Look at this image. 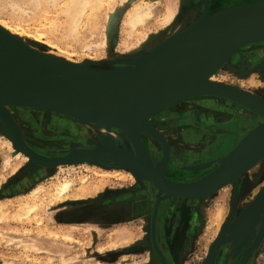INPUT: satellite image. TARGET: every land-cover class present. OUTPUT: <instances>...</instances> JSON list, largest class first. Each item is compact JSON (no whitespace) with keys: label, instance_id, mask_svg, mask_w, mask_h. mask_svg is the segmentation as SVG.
<instances>
[{"label":"water","instance_id":"1","mask_svg":"<svg viewBox=\"0 0 264 264\" xmlns=\"http://www.w3.org/2000/svg\"><path fill=\"white\" fill-rule=\"evenodd\" d=\"M199 18L188 22L179 36L164 40L150 52L140 50L126 57L118 56L105 67L100 65L103 61H88L96 69L64 68L44 62L26 44L17 42L6 31L0 32L7 37L6 43H0V98L34 102L42 106L39 108L42 112L76 121L87 117L109 120V128L119 132L123 140L120 142L112 135L103 134L101 146L73 149L64 156H45L26 144L11 113L2 107L0 131L13 142L14 148L29 157L31 169H44L46 175L57 165L86 161L104 167H124L136 178L152 182L158 188L159 196L151 236L161 262L165 257L158 247L155 226L161 201L169 204L173 199H203L229 184L239 183L240 178L257 163L264 164V121L254 123L227 155L217 156L229 137L239 131L240 122L235 120L234 125L222 129L223 132H218L215 126L205 128V132L216 137L212 142H204L200 160H192L194 162L183 170L206 171L216 165L215 168L201 178L185 182L165 176L169 147L147 123L152 116L185 98L213 96L243 107L252 114L253 121L257 116L264 118L263 98L233 86L208 83L205 79L198 84L194 79V73H203L207 77L221 68L242 46L251 43L264 30V0L222 12L210 20L205 15L203 18L208 22L203 24L198 23ZM195 58L189 74L186 71ZM142 133L157 139L164 150L162 159L156 164L140 138ZM26 178L31 176L26 174ZM263 199L264 188L233 222H226L221 227L205 264H216L222 244H232L231 257L241 254L237 264L249 262L264 239V211L258 212ZM77 202L84 201L69 203ZM248 242L250 244L245 249Z\"/></svg>","mask_w":264,"mask_h":264},{"label":"rangeland","instance_id":"2","mask_svg":"<svg viewBox=\"0 0 264 264\" xmlns=\"http://www.w3.org/2000/svg\"><path fill=\"white\" fill-rule=\"evenodd\" d=\"M120 1L109 0L105 4L104 9H101L98 17L95 19L94 33L90 34L89 32L87 36L69 47L64 46L62 43H59L60 45L56 43L58 49L60 48L61 52L75 59L77 58L76 60L79 59V61H83L90 56L94 60L96 59L95 61H98L101 58L110 59V57L116 58L119 55L126 57L129 54L135 53L125 51L121 45L124 38V24L122 23L127 11L140 0H126L123 3H120ZM174 1L177 2V8H179L178 6L181 7V18L186 19L184 8L189 0ZM170 3L169 0H159V2H156L157 12L164 14L166 7ZM193 15L197 16L196 14ZM47 25L46 20H41L36 23L31 22L29 26L26 24L22 29L25 32L32 31L36 33L37 30L50 26ZM102 27L105 29H102ZM156 27L155 19H152L147 24L149 32L158 30ZM112 30L114 31L113 34H111ZM105 32L111 34L110 39L111 37L115 39L114 42H110L108 49L104 50L102 47H93L91 50H87L85 48L86 44L92 43L93 45H91L94 46V43H100L101 39L103 40L104 38ZM91 35L92 38L90 40L89 37ZM33 41L36 42V40ZM78 47H82V49ZM228 62L217 71L214 78L237 86L244 91L247 89L246 91H251L264 99V67L261 70L251 72L249 75L238 76L234 73L232 67L228 65ZM15 110L16 107L9 110L13 119L15 117L16 120H20L22 126L24 125L26 128V123L23 122L19 113H16ZM25 112L26 114L33 115L35 118L36 115H46L48 117L45 119L46 121L52 115L46 112L39 113L28 110ZM237 114L242 120L241 124L246 120L245 122L249 121L248 125L253 127V124L256 123L251 120L252 114L242 107H239V113ZM231 116L233 115L231 114ZM73 121L75 122L76 120ZM210 124L215 126L213 123ZM17 127L19 128L18 125ZM218 131L223 132L222 129H218ZM29 136L33 135L29 134ZM197 136L198 138L195 141H198V145L202 142H207L210 138V134L205 131L202 135L198 134ZM93 137H95L94 134ZM32 138L30 142L34 147L43 152L47 151L46 147L51 142H47L41 138ZM168 138L170 142L177 140V137L173 135H168ZM7 140L9 138L7 139V136L0 131V264H205L210 253V248L218 238L223 223L233 222L238 215L237 213L242 203L249 198L251 199L264 184V164L259 162L248 170L249 173L247 171L240 178L239 183L229 184L214 195L199 200L173 199L169 202L171 204L179 200V202H187V204L197 203L198 222L196 228H192L195 231L194 235L187 236V241L182 242L178 250L172 248L171 240L167 241L168 247L167 245L165 246L170 252L169 257H171V260L168 261L165 249L158 243V247L165 257L164 261L161 262L153 244L151 236L152 228L149 223L148 214H137L134 212L137 209L135 201L138 199L139 190H141L137 184L148 182L153 185L152 182L136 177L134 180L123 177L122 174L126 171L124 167L114 165L104 167L94 163L82 162L57 165L50 174L46 175L44 173L43 176H38L35 179L37 182L33 185L17 188L16 186L19 182L16 183V181L26 178L22 177V175H25L27 168H30L31 165L30 161H23V159L16 156L17 149L11 150ZM57 144L61 146L64 142L63 140H58ZM72 150L70 148L64 151V155ZM43 155L48 156L47 154ZM7 159H10L11 164H7ZM192 160L195 161L196 157H193ZM19 163L18 171L14 172L13 168ZM102 169L109 170L112 173L107 178L97 176L95 171ZM251 175H255L257 179L250 181L249 177ZM85 176L92 182L91 189H89L92 193L87 195L89 198L74 200L84 202L70 204L69 202L72 200L69 199L64 202H58V204H51L49 203V198L43 199L42 197L43 200L39 202L40 207L38 211L31 212L28 208H25L29 196L37 191L40 186L50 187L52 182L62 179H73L75 187L69 193L70 198H73L75 190L82 186V179ZM245 181H248L249 185L243 191ZM153 187L158 199L159 190L156 186ZM20 199L24 201L25 205L24 203H18ZM232 207L233 210L231 211ZM228 217L230 218L229 220ZM219 224H221L220 227ZM172 230L173 228L170 229V232ZM227 247H230V245L222 244L219 252ZM240 256L241 254L231 257L230 247L228 257L218 261V264H237ZM251 258L247 264H264V239Z\"/></svg>","mask_w":264,"mask_h":264},{"label":"bare ground","instance_id":"3","mask_svg":"<svg viewBox=\"0 0 264 264\" xmlns=\"http://www.w3.org/2000/svg\"><path fill=\"white\" fill-rule=\"evenodd\" d=\"M125 1L126 0H121L120 3H123ZM260 1H263V0H256V1H253L251 3H256V2H260ZM108 2H109V0H0V32L3 34L2 30L6 31L11 36L15 37L17 42H20L21 44H26L28 47L31 48V50L35 53V55L40 60H42L44 62L55 63V64H58L60 66H63L64 68H73L75 66H78V67H81L82 69H88V67L94 69L95 66H93V64L90 65L88 62V61H95L96 60V59L94 60V58L92 56H90L89 58L85 57L86 59H84L83 61H79V59L76 60L77 58L75 59L74 57H72L70 55H66L63 52H61L59 50L60 48L58 49V46H56L57 45L56 43H58V44L62 43L64 46L69 47V46H72L75 42H77V41L81 40L82 38H84L85 36H87L89 32H90V34L94 33L95 24H96L95 19L98 17L101 9H104L103 7ZM156 2H159V0H140L139 2L133 4L131 9H129L127 11L126 17L122 23V24H124V36H123L124 38H123L121 45L125 51L140 52V50H141V51L146 52V53L150 52L151 50H153L156 46H158V44H160L164 40L171 38V37L176 38L177 36H179L180 33H182L183 30L185 28H187L188 22H192L198 16L200 17L198 19V23L203 24V23L208 22V21L205 22L206 18H203L205 15L208 16L207 19L210 20L213 17L217 16L218 14H221L222 12H225V11L237 8V7H241V6H244L247 4H251L249 2L247 4L234 5V3L230 2L229 0H212V1L211 0H207V1L204 0L203 2H206V4L202 3L201 5L193 6L191 9H188L184 13L186 18H187L185 21V19H182L180 16V10H181L180 8L181 7L178 6L179 8H177V2L174 1L175 2L174 3L173 0H169V2H171V3L166 7L164 14H160L159 12H157ZM109 6H110V4H109ZM112 9H114V8H112ZM107 14H108V12H107ZM193 14H196L197 16H195ZM201 14H203V15L201 16ZM107 18H108V15H107ZM152 19H155L156 25H157L156 29H158V30H156L154 32H149L147 30V24ZM41 20H46L48 23L47 26H49V25L50 26L48 28H42L40 30H37L36 33L32 32L30 30H29L30 32H25L22 29V28H24L23 26L26 24H27V26H29L31 22L36 23V22L41 21ZM105 21L107 22L106 19H105ZM98 24H99V22H98ZM104 27H102V29ZM113 32L114 31L112 30L111 34H113ZM1 33H0V43H6L7 37L3 36ZM111 34L105 32V34L103 35L104 38H103V40L101 39L100 43H98V44L94 43V46H92L93 45L92 43H91L92 45L86 44V46L84 44V46L87 50H91L93 47H102V48H104V50H106L109 48L110 42L115 41V39H113V37H111V39H110ZM26 37H28L32 40H36V42H34V41L32 42V40H29ZM89 38L91 40L92 35ZM255 43L264 44V30L259 32L258 36L254 40H252L251 43H248V44L242 46L241 48H246V47H248L252 44H255ZM78 48H80V47H78ZM207 48H205L200 54H203V52ZM80 49H82V47ZM69 53H71V52H69ZM72 53H74V52H72ZM123 54H124V52H123ZM200 54L197 57H200ZM72 55H74V54H72ZM119 56H121V55H119ZM133 56L134 55H130L129 57H133ZM112 59H114V57L113 58L110 57V59L101 58V60L98 59V61H95V62L103 61L100 63V65H101V67H105L106 65L109 64L108 62ZM195 60H196V58L191 62L190 66L188 67V69L186 71L187 73L189 71V74H191V70H192L191 66ZM97 68H98V65H97ZM219 69H221V68H217L213 73L209 74L207 77H204L203 73H200V74L194 73V79L198 84H201L205 79V81H207L208 83H217L218 82V83H221L224 85L233 86L237 89H241V88L234 86L232 84H228L225 81L216 80L214 78V76ZM241 90H243V89H241ZM246 90L247 89H245V91ZM247 92L251 95H256L255 93H253L251 91L250 92L247 91ZM197 97L203 98V96H197ZM0 107L5 108L7 110H10V109L16 107L15 112L19 113V115L24 113L27 110L28 111H35V112H39V113L42 112L39 109V108H42V106H39L34 102L12 101V100H6L3 98H0ZM239 107H241V106H238L237 109ZM52 115H57V114H52ZM28 116H29V114H28ZM28 116H26V117H28ZM58 116H60V115H58ZM228 116H229V114L227 116L224 114V116L218 120H220V122H223L227 119ZM20 117H22V116H20ZM230 117L232 118L231 115H230ZM22 118H24V117H22ZM89 118H91V117H87L86 119H82V121H80V120L75 121L74 123L78 124L79 126L88 128L91 132H93L95 137H89V136L87 137L85 135L76 134L77 139L71 143L72 149H90L91 147L101 146L100 141H101V135L102 134L112 135L116 140H118L120 142L123 140L122 137L120 136L119 132L111 130L109 128V124H111V121L106 120V119H99V118H91V119H89ZM256 118H259V119H255V122H263L264 121L263 117L257 116ZM67 119H69V118H67ZM70 120H68V121H70ZM245 121H243L242 125L245 126V128H248V130H249L251 128L248 125L249 121L248 122H245ZM140 138H141L144 146L146 147V145L142 139V136H140ZM7 143H8L9 148L11 150H13V149L16 150V148H14V146H13V142L10 139L7 140ZM146 149H147V147H146ZM168 150H169L168 153L169 152L171 153V151H170L171 149L168 148ZM16 156L18 158L23 159V161H27V160L30 161L29 157L26 154H24L23 152H21L20 150H16ZM6 162H7V164H11L10 159H7ZM84 162H86V161H84ZM80 163H82V162H80ZM19 165H20V163L15 165V167L13 168L14 172L18 171ZM187 166H189V165H186L185 168ZM51 170H52V168H51ZM95 172H96L97 176H100L103 178L109 177L110 174L112 173L109 170H103V169L97 170ZM181 173H179V174H181ZM248 173H249V171H248ZM26 174L29 177L31 176L30 179L35 180L38 176H40L41 172L39 169L27 168L25 175H22V177H26ZM122 176L125 178L127 177L131 180H134L136 177L135 174L129 170H126L122 174ZM256 179L257 178L254 175H251L249 177L250 181H255ZM142 180H144V179H142ZM19 181L17 180L16 183H18ZM73 183H74L73 179L69 178V179H64V180L63 179L58 180L57 182H52L50 187L40 186L39 189H37V191L33 192V194L31 196H29V200L26 202L25 208H28V210H30L31 212L38 211V209L40 207L39 202L41 200H43L44 198L45 199L49 198V203H51V204H54V203L58 204V202H64V201L69 200V199L74 201V200H81V199L89 198V197H87V195L92 193L91 191H89V189H91V186H92V182L90 181L89 178H86V176H85L82 179V186L80 188H78L77 190H75L74 195H73L74 197L70 198L71 196L69 195V193L71 190H74V187H75L74 186L75 184H73ZM153 186H155V185L153 184ZM262 188H264V184L262 185V187H260V189L255 193V195L251 199L249 198L244 203H242L240 209H244L245 207H247L255 199V197L257 196V194L260 192V190ZM79 190H82V191L79 192ZM42 197H43V199H42ZM240 201H241V199H240ZM18 203L21 204V203H24V201L22 199H20L18 201ZM24 205H25V203H24ZM262 209L264 211V199L261 202V205H259L258 212L261 211ZM217 212H216V214H217ZM237 214H239V213H237ZM263 216H264V213H263ZM225 223L226 222H224L223 225ZM220 225L221 224H219V227H220ZM155 226H156V223H155ZM257 229H258V227H257ZM246 248H247V246H246ZM228 250H227V253H228Z\"/></svg>","mask_w":264,"mask_h":264},{"label":"flooded vegetation","instance_id":"4","mask_svg":"<svg viewBox=\"0 0 264 264\" xmlns=\"http://www.w3.org/2000/svg\"><path fill=\"white\" fill-rule=\"evenodd\" d=\"M202 1L203 0H189L184 8L185 12L193 6L201 5ZM229 1L234 3V5H242L256 0ZM228 65L232 67L234 73L238 76H246L255 70H261L262 67H264V44L255 43L246 48H241L237 54L229 60ZM215 106L219 107L221 110L217 112V110L214 109ZM237 113H239V109L230 103L221 101L219 98L209 96H203V98L190 97L178 102L177 104L165 109L147 120V123L165 139L171 149V153L169 152V161L167 163V167L165 168V176L170 180L178 182H185L189 181V179L192 180L193 178L202 176L204 173H187L186 171H183L185 166L189 164V162L191 163L194 157V155L191 156L193 151L191 146L198 145V141L197 143H194V141L198 138L197 135H202L205 128L213 127L210 123H213L215 126H220L219 123L232 121L233 118L238 115ZM224 114L226 116L229 114V116L224 122H220L218 119H221ZM230 114L233 115L232 118L230 117ZM20 116L24 117L20 118L26 123V128L24 125H19L20 123L22 124L20 120L17 121L15 118L14 119L16 123H18L17 125L19 126L21 136L24 138L29 147L35 151L37 150V152L42 155L47 154L49 157L64 156V151L69 150L71 148V142L77 139L76 134L93 137V132H91L88 128L79 126L74 123L73 120L62 116L51 115L48 121L44 120L48 117L43 114H41L39 118L37 115L36 118L31 114L28 116L26 112L20 114ZM29 134H32L33 136L30 137ZM168 135L176 136L177 140L170 142ZM141 136L148 151L152 154L151 159L153 163L156 164L157 161L162 159L164 153L163 148H161L159 142L151 136L147 134H142ZM32 137L37 139L41 138L47 142H51L48 144V147H46L47 151L43 152L34 147L30 142V139H33ZM58 140H63L64 144H61L60 146L57 144ZM187 154L189 157L185 156ZM172 156L174 158H172ZM187 158L189 160L188 163ZM39 170L41 172L39 177H41L45 173V170ZM35 182L37 181L33 179L21 178L16 187H28L33 185ZM137 185L141 190H139L138 199L135 201L137 209L134 212L137 214H148L149 223L152 227L153 213L157 203V196L155 195L156 193H154L155 189L153 185L148 182L138 183ZM246 185L248 186L249 184L245 181L243 190L247 189ZM173 203L174 206L172 204L167 205L165 201H161L157 210L156 220V238L158 243L165 249L168 261L171 260V257H169L170 252L167 249V241L171 240L172 248L174 250H178L181 243L187 241V236L190 237L192 236L191 234L194 235L195 231L192 230V228L195 229L198 222L197 203L193 202V204H187V202H179V200L178 202L174 201ZM239 210L241 211L242 209ZM172 228L173 230L170 232V229ZM249 242L247 247L250 244ZM165 245H167V247ZM228 245L232 247V244ZM230 247L222 249V251L217 255L216 264H218V261L223 260V258L228 257L227 250L230 249ZM254 253H256V251Z\"/></svg>","mask_w":264,"mask_h":264},{"label":"crops","instance_id":"5","mask_svg":"<svg viewBox=\"0 0 264 264\" xmlns=\"http://www.w3.org/2000/svg\"><path fill=\"white\" fill-rule=\"evenodd\" d=\"M216 98H218V97H216ZM185 99H188V98H185ZM220 99V98H219ZM184 100V99H183ZM182 101V100H181ZM221 101H223V102H227V103H230V104H232L234 107H238V105H235L234 103H232V102H229V101H225V100H223V99H221ZM215 110H217V112H219V110H221L219 107H217V106H215V108H214ZM239 109V108H238ZM231 115V114H230ZM241 118H242V116H241ZM235 120H238L239 122H240V126H239V131H237L236 132V134L234 135V136H231V137H229V140H228V142H227V144H226V146L219 152V153H217L218 155L217 156H225V155H227L236 145H237V143L243 138V136L246 134V132L248 131V128H245V126H243L242 124H241V119L236 115L234 118H233V120L232 121H227V122H225V123H219L220 124V126H215V129H227L228 127H230L231 125H234L233 124V121H235ZM213 128H214V126H213ZM247 130V131H246ZM216 136L215 135H212V134H210V138H209V140L212 142L213 140H214V138H215ZM202 138V137H201ZM208 140V141H209ZM194 143H197V141H194ZM204 147V143L202 142L201 144H199V145H192L191 146V149H193V151H192V155L191 156H193L194 155V157H196V160H200V153H201V151L203 150L202 148ZM201 148V149H200ZM173 151H174V148H173ZM224 152V153H223ZM173 155V154H172ZM185 156H187V157H189V155L187 154V155H185ZM172 158H173V156H172ZM195 160V161H196ZM169 161V160H168ZM188 159H187V163H188ZM194 161H191V163L189 162V164H192ZM189 164H187V165H189ZM216 167V165H214L211 169H209V170H206V171H198L197 173H204L202 176H204L206 173H208L210 170H212L213 168H215ZM184 171H186V170H184ZM186 172H188V171H186ZM189 173V172H188ZM193 173H196V172H193ZM202 176H200V177H196V178H193V179H198V178H201ZM255 176V175H254ZM225 187H227V186H225ZM224 189V187L223 188H221L219 191H221V190H223ZM218 191V192H219ZM176 200V199H175ZM172 205L174 204V203H171ZM169 205V204H168Z\"/></svg>","mask_w":264,"mask_h":264}]
</instances>
